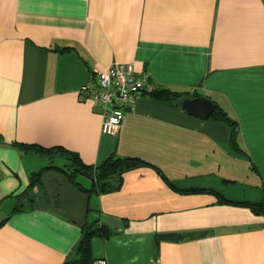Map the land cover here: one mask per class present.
I'll return each mask as SVG.
<instances>
[{
    "label": "crops",
    "instance_id": "obj_1",
    "mask_svg": "<svg viewBox=\"0 0 264 264\" xmlns=\"http://www.w3.org/2000/svg\"><path fill=\"white\" fill-rule=\"evenodd\" d=\"M126 64L147 89L106 135L80 90ZM200 97L215 105L208 119L182 106ZM217 107L238 120L240 150ZM20 144L62 147L93 168L141 162L119 189L90 195L86 220L122 227L92 238L93 264H264V214L211 192L264 200V0H0V207L17 199L0 225V264H68L83 237L55 203L70 161Z\"/></svg>",
    "mask_w": 264,
    "mask_h": 264
},
{
    "label": "trees",
    "instance_id": "obj_2",
    "mask_svg": "<svg viewBox=\"0 0 264 264\" xmlns=\"http://www.w3.org/2000/svg\"><path fill=\"white\" fill-rule=\"evenodd\" d=\"M153 95L163 100H175L181 97V94L172 92L167 89H160L153 92ZM212 118L218 121L226 123L230 128V143L232 146L240 150V125L237 119L231 117L225 110L217 107ZM21 148L35 155H41L49 157L61 155L66 157L70 161V165L67 170H61L73 182L79 190L84 193L91 195V193H106L114 191L120 188L122 185V179L124 172L139 166L141 163L138 159L125 157L119 158L110 156L97 168H93L86 165L81 159L74 153L62 148V147H51L46 148L38 144H20ZM52 167H47V169ZM41 171L32 177L31 184H39L42 180ZM77 174H82L92 181L90 189L83 188L80 184L75 181ZM191 192H199L202 189L192 188ZM204 191H207L206 189ZM211 192L218 195L221 203H231L234 205H241L250 207L257 214H264V200L261 201H245V200H231L220 194L218 191L212 190ZM28 197V194H25ZM22 208L20 205L18 208ZM83 230V237L76 249V256L68 264H93L95 262L92 253V238L94 236L102 237L107 239L111 237L115 232L111 231L110 227L105 223L100 224L98 221L91 222L86 220L81 223ZM181 239L177 234H162L157 236V240H178Z\"/></svg>",
    "mask_w": 264,
    "mask_h": 264
},
{
    "label": "built area",
    "instance_id": "obj_3",
    "mask_svg": "<svg viewBox=\"0 0 264 264\" xmlns=\"http://www.w3.org/2000/svg\"><path fill=\"white\" fill-rule=\"evenodd\" d=\"M147 78L137 77L132 64L109 66L95 81L85 84L80 92L92 98L102 109V133L115 135L126 116L147 89ZM96 264H107L105 260Z\"/></svg>",
    "mask_w": 264,
    "mask_h": 264
},
{
    "label": "water",
    "instance_id": "obj_4",
    "mask_svg": "<svg viewBox=\"0 0 264 264\" xmlns=\"http://www.w3.org/2000/svg\"><path fill=\"white\" fill-rule=\"evenodd\" d=\"M182 106L189 113L203 119H208L215 109V105L204 97L186 98ZM59 191V202L56 200V206L83 223L88 216L90 195L79 190L73 182L68 180L64 181L63 187H60ZM16 203V198H10L1 205L0 225L11 216ZM105 223L114 230H121L122 228L121 221L112 217L107 218Z\"/></svg>",
    "mask_w": 264,
    "mask_h": 264
},
{
    "label": "rangeland",
    "instance_id": "obj_5",
    "mask_svg": "<svg viewBox=\"0 0 264 264\" xmlns=\"http://www.w3.org/2000/svg\"><path fill=\"white\" fill-rule=\"evenodd\" d=\"M81 179H83V178H81ZM86 180V179H85Z\"/></svg>",
    "mask_w": 264,
    "mask_h": 264
}]
</instances>
